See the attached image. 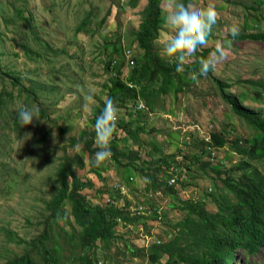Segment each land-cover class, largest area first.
I'll use <instances>...</instances> for the list:
<instances>
[{
	"label": "rangeland",
	"instance_id": "obj_1",
	"mask_svg": "<svg viewBox=\"0 0 264 264\" xmlns=\"http://www.w3.org/2000/svg\"><path fill=\"white\" fill-rule=\"evenodd\" d=\"M146 2L139 0L132 7L130 0H0L3 54L0 94L3 90L9 93L5 95L7 106L0 112V264L22 255L25 248L9 239L13 235L8 231L25 239L41 231L44 201L53 191L55 168L65 153L82 158L84 167L77 172L82 179L93 182V187L86 192L93 204L108 198L98 192L101 190L122 196L130 206L143 202L157 206L168 214L171 222L183 216L173 207L178 205L176 196L170 195L164 185L147 191L146 175L116 165L111 157L97 167V151L90 154L82 141L74 143L73 139L78 138L84 128L92 129L91 118L104 102L103 84L110 78L104 65L118 45L123 49L134 46L132 31L139 25L140 11ZM178 2L184 3V0ZM189 3L197 7L215 4L219 15L208 47L214 50L215 42L220 40L230 55L214 72L198 76V83L191 79L195 72L185 67L181 92L176 94V81L167 94L156 97L154 110L145 104L141 112L136 111L134 101L126 103L128 109L120 106L117 131L111 142L123 150L140 147L145 160L177 154L178 196L183 200L203 201L209 212H215V204L207 195L215 186H221L225 175L217 172L228 170L240 160V155L230 146L232 138L241 136L250 142L262 138L247 119L235 112L226 97L233 96L239 105L264 117V93L257 97L255 89L260 86L247 81L264 80V41L240 40L229 31L233 24L238 26L239 33L264 30V0H190ZM165 4L163 0L162 6ZM87 16L89 26L78 30ZM161 35H168L165 24ZM156 48L169 61L162 47L156 45ZM141 52L137 47L135 54ZM122 59H125L122 75L125 78L131 66L126 56ZM92 88L96 90V105L85 112L84 96ZM21 106L39 109L42 122L34 120L24 126L19 120L13 123ZM131 118L136 122L126 127L125 122ZM140 124L144 130L139 134V142H135L129 131ZM222 130H227L228 142L216 149L215 159L209 161L205 156L197 161L195 155L199 154L200 145L186 144L188 134L194 132L198 137H205ZM48 131L47 140L42 142ZM93 146H96L95 140ZM250 162L264 172V159ZM143 167L140 164V168ZM148 167L154 170L155 165ZM156 172L161 180L168 175L165 170ZM221 192L228 194L227 189ZM65 209L69 214V203ZM70 219L73 221L72 216ZM165 220L163 215L153 217L150 213L149 218L119 224L116 239L108 247L98 244L93 264H152L148 259V246L159 238L165 240L171 236L168 234L171 225L164 223ZM74 224L76 231L67 218H63L52 232L53 239L63 247L62 264H82L79 256L84 251L77 244L80 227ZM73 232L77 234L74 240ZM245 255L255 264H264V248ZM235 258L234 264H242L244 255L239 256L237 252ZM169 260L168 254L161 257L164 264Z\"/></svg>",
	"mask_w": 264,
	"mask_h": 264
},
{
	"label": "trees",
	"instance_id": "obj_2",
	"mask_svg": "<svg viewBox=\"0 0 264 264\" xmlns=\"http://www.w3.org/2000/svg\"><path fill=\"white\" fill-rule=\"evenodd\" d=\"M139 0H130V5L135 7ZM190 0H184V4H189ZM163 0H147L145 6L141 9V19L138 27L132 32L135 35V42L142 51L136 54L134 64L130 68L127 77L122 78L124 73L125 54L123 46L118 45L104 65V71L110 76L103 84L106 89V96L113 99L117 108L126 103L134 101L136 111L138 109L139 98H142L150 110H154L156 97L161 93L167 94L172 84L176 81V94L180 93L183 84L181 83L182 73L176 71V62H169L164 58L156 48L154 41L160 36L163 30L164 19L162 13ZM258 11L259 8L255 7ZM22 17L21 11H19ZM89 26V17L82 20L78 30L86 29ZM235 38L240 40L264 41V30L239 33ZM1 33H0V62L1 51ZM120 42L121 39L118 38ZM212 49L210 47L201 48L198 56L207 58ZM120 55V58L116 56ZM189 70L199 73L200 64L195 62L185 65ZM1 69V63H0ZM15 80L17 78H14ZM256 82L260 88L255 89L257 97L264 93V80H247ZM130 83L136 84V87L129 86ZM222 85L221 82H219ZM227 84V83H226ZM5 95H9L6 90L0 94V112L7 106ZM235 112L244 117L254 128L261 133L260 141L250 142L241 136H234L231 140V148L240 155L238 163L234 164L228 170L218 171L217 174H224L221 179V186H215L212 193L207 197L215 204V212H209L203 201L183 200L178 196L176 187L179 181L180 168L179 162L175 161L177 154L170 156L152 158L145 160L142 158L141 149L132 148L123 150L118 148L117 144L110 143L111 158L116 165L126 166L138 170L147 177V191L150 188L160 189L163 185L170 195H175L178 208L183 216L171 222L168 214L161 212L155 206H148L154 213L153 217L163 215L166 220L164 223H170L171 230L168 233L171 236L168 239L159 238L148 246V259L152 264H164L161 257L168 254L170 260L166 264H230L234 259L236 251L258 252L264 247V172L257 166L251 164V160L264 159V117L257 112H252L245 106L239 105L233 96H227ZM139 99V100H138ZM97 107L90 121L92 129L84 128L78 138H73L74 143L82 141L86 150L91 154L100 149L94 145L95 131L94 125L96 117L100 115L104 102ZM18 118L14 117L13 123H17ZM136 122L131 118L125 122L126 127ZM144 130L142 124L135 130H130L129 134L139 142V134ZM63 131V130H62ZM227 130L210 132V139L198 137L194 132H190L186 138V144L200 145L199 154L195 155L198 161L201 157L209 155L208 147L217 149L225 145ZM49 131L44 134L42 142L47 140ZM248 159V160H247ZM140 164L144 167L140 168ZM148 165H155L154 170H150ZM175 166L177 171L176 181L169 185V178L173 177L169 171ZM84 167V162L80 156L69 155L65 153L61 157V162L55 168V182L50 197L44 201L41 231L28 238H22L15 232L8 231L13 235L12 239L18 244L24 245L23 254L8 258L3 264H62L63 247L58 240L53 239L52 232L54 227L59 225V221L67 218L68 223L80 230L77 232L79 242L77 243L84 251L80 255L82 264H93V258L97 259L95 254L98 244L103 248L108 247L117 235V226L119 224L134 223L141 215H130L129 201L125 199V208L122 210L114 207L113 204L105 202L92 203L86 192L93 187L90 179H82L77 169ZM165 170L168 175L165 180H161L156 171ZM227 189L228 194L221 191ZM104 198L113 195L111 192L98 190ZM119 195V194H118ZM117 196V195H116ZM115 195L112 197H116ZM119 197V196H117ZM67 203L70 204V212L65 209ZM144 203V202H143ZM73 217V221L70 216ZM120 218V221L118 220ZM148 218V217H146ZM76 231V230H75ZM75 232L71 233L72 240L77 236ZM76 244V245H77ZM144 249V248H143Z\"/></svg>",
	"mask_w": 264,
	"mask_h": 264
},
{
	"label": "clouds",
	"instance_id": "obj_3",
	"mask_svg": "<svg viewBox=\"0 0 264 264\" xmlns=\"http://www.w3.org/2000/svg\"><path fill=\"white\" fill-rule=\"evenodd\" d=\"M162 13L168 35L157 37L154 43L162 47L169 62H176V71L178 73H183L185 71V65L198 61L200 64L199 73H193L191 76V79L198 83V76H207L209 72H214L217 65L230 55L229 49L225 44L217 40L214 45V50L208 54L207 58L198 56L201 48L209 46V39L213 32V26L218 19L219 14L215 4L208 3L206 7H197L192 3L185 5L184 3L178 2V0H166ZM229 31L233 37L239 34V28L235 24L231 26ZM95 95L96 90L92 88L89 89L88 94L84 96L83 109L85 112H89L90 107L96 105ZM103 100L104 107L100 115L96 117L94 125L95 145L100 149L95 153V165L97 167L103 165L111 156L110 143L117 131V122L119 118L118 108L113 99L105 96ZM137 107L138 109H143L144 103L142 101L139 102ZM39 116V109L25 106L17 108V118L21 126L32 124L34 120H40ZM206 136L209 140L210 133ZM211 150L214 149L211 148ZM211 150H209V155L206 157L208 160ZM214 151L216 157V149ZM237 252H239V256L244 255L242 264H255L245 255L253 254V252H244L242 250L236 251V253ZM236 258L234 256L230 264H234Z\"/></svg>",
	"mask_w": 264,
	"mask_h": 264
},
{
	"label": "built area",
	"instance_id": "obj_4",
	"mask_svg": "<svg viewBox=\"0 0 264 264\" xmlns=\"http://www.w3.org/2000/svg\"><path fill=\"white\" fill-rule=\"evenodd\" d=\"M136 49H137L136 43L132 47L130 46L128 48L123 49L125 56L128 58V65L129 66H132L134 64V58L136 56V54H135ZM129 85H131V87H136V84H134V83H130ZM135 109H136V107H135ZM206 139L208 140L207 136H206ZM208 150H211V147H208ZM214 157H215V151L211 150L209 160H213ZM176 171H177V167H175V166H173L170 169L169 172L171 174H173V177L169 178V180H168L169 185H173L174 182L176 181V174H174V172H176ZM105 201L109 204H113L114 207H116L119 210H122L125 208V204H124L125 200L123 199L122 196L106 198ZM148 206L149 205L146 203H140V204H135V205L129 206V207H127V209L130 210V215H141V216L149 217L150 213H152L153 215H154V213L152 212V210H150L148 208ZM118 220L120 221V218H118Z\"/></svg>",
	"mask_w": 264,
	"mask_h": 264
}]
</instances>
